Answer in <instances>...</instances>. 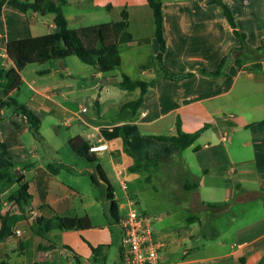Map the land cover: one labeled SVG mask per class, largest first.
Masks as SVG:
<instances>
[{"label":"crops","instance_id":"1","mask_svg":"<svg viewBox=\"0 0 264 264\" xmlns=\"http://www.w3.org/2000/svg\"><path fill=\"white\" fill-rule=\"evenodd\" d=\"M65 1L64 6L80 9L73 14L63 10L68 26L76 30L88 26L75 28L73 23L82 25L94 13L87 11L86 4L94 11H107L106 22L95 26L118 22L126 11L135 41L122 47L121 66L109 73L77 57L27 67L21 73L23 85L11 96L41 120L42 140L33 136L23 115L13 108L0 110V171L23 176L32 197L24 218L11 221L12 235L0 242V259L19 264H108L114 254L113 264H120L121 219L130 203L136 207L142 200L148 209L155 203L162 210L140 212L153 218L154 238L164 245L159 264H264V197L252 199L246 194L264 193V61L261 72L230 65L220 77L201 74L218 71L221 61L239 46V39L213 0H161L163 64L175 74L193 76L180 81L158 77L155 67H143L160 51L154 11L147 0ZM223 2L246 43L263 47L264 0ZM54 18L5 5L0 16V71L15 67L6 54L9 43L50 35L55 31ZM122 75L154 82L135 111L125 105L136 101L140 91L121 90L117 84ZM205 125L206 130L185 151L155 139L174 137L179 131L192 134ZM76 137L90 146H107L94 154L97 164L80 159L70 149L69 141ZM78 160L86 165L78 166ZM135 160H171L183 170L162 164L154 178L165 185L156 190L140 181L144 174L130 171ZM7 161L12 168L7 169ZM49 165L58 172L53 174ZM98 165L112 185L119 223L108 217L106 185L99 179ZM174 174L183 177L179 189ZM185 184L197 189L188 191ZM12 185L15 191L17 185ZM133 185L139 188L137 200L130 194ZM201 201L228 206L206 208ZM55 216L88 217L92 227L52 230L46 238L39 237L37 219ZM193 216L199 221L188 223ZM16 229L23 235H16Z\"/></svg>","mask_w":264,"mask_h":264},{"label":"trees","instance_id":"2","mask_svg":"<svg viewBox=\"0 0 264 264\" xmlns=\"http://www.w3.org/2000/svg\"><path fill=\"white\" fill-rule=\"evenodd\" d=\"M147 1L154 11L156 26L155 37L159 42L160 51L156 57L151 59L143 67H155L158 77H164L173 81H180L192 77V74H175L163 64V55L166 50V41L163 32V3L161 0ZM213 3L221 9L233 33L239 39L240 44L221 61L218 71L208 72L202 70L201 74L210 77H220L226 75L230 65H235L238 69H243L247 72H261L263 69L262 63L264 61V46L259 48L250 47L246 43V37L238 31L231 9L223 0H213ZM65 4V0H39L36 2H30L28 0H0V16L5 5H10L23 13L35 12L41 15L53 14L55 16V31L50 35L9 43L6 54L15 67L8 70L1 69L0 71L2 79L0 86L4 96V99L0 100V110L13 108L17 114L23 115L27 119L31 133L39 141L42 140L40 135L41 120L26 105L19 103L11 96L13 92L21 89L23 85L21 73L25 68L33 64L43 65L56 60L77 57L82 63L95 67L99 72L109 73L121 66L122 47L135 41L133 35L129 31V15L126 11L122 13V19L118 22H110L76 30L68 26L63 12V6ZM144 42L148 43L149 40ZM44 73L45 72H41V74ZM153 85L154 82L146 83L142 81H133L127 75H122L121 81L117 84L121 90L128 92L140 91V96L136 101L129 102L125 105L127 108L133 109V111L137 110L141 105L145 94ZM207 127L208 125H205L201 130L192 134L179 131L178 135L174 137H155V139L171 142L175 144L180 151H185L199 139ZM69 147L80 159L92 164H97L98 160L94 154L89 151L90 144L82 137L71 139L69 141ZM126 151L130 154L129 150ZM164 163L172 164L178 171L183 170V167L179 163L171 160H152L148 162L135 160L133 166L130 167V171L132 173L144 174L145 176L140 181H144L147 185H153V187L158 190V187L153 184V179ZM6 167L7 169L12 168L13 164L7 161ZM48 169L53 174L58 172V168L51 165L48 166ZM97 169L99 179L106 185L107 199L109 201L108 217L111 221L119 223L120 211L112 194V185L100 165L97 166ZM0 180L10 184L15 183L17 185V189L8 197L7 203H9L10 206H18L20 212L24 214L26 207L29 206L32 199L25 178L6 171L0 173ZM92 182L94 184L98 183L97 179L94 177L92 178ZM183 188L191 191L197 189V185L185 184ZM246 194L251 195L252 199L264 197V193L262 192H247ZM201 204L206 208L212 209L226 208L228 206V204H212L202 201ZM11 221L10 213L3 214L0 206V242L12 235L13 230ZM197 221H199L197 216L188 219V223ZM37 222L39 225L37 235L41 238H46L47 233L52 230L78 231L90 229L92 227L88 217L68 218L55 216L50 219L38 218ZM97 251L98 249L93 248L94 253H97ZM0 264L19 263L12 262L9 259H0Z\"/></svg>","mask_w":264,"mask_h":264},{"label":"built area","instance_id":"3","mask_svg":"<svg viewBox=\"0 0 264 264\" xmlns=\"http://www.w3.org/2000/svg\"><path fill=\"white\" fill-rule=\"evenodd\" d=\"M107 149L106 145L93 144L90 153L95 154ZM126 216L121 219V257L120 264H159V254L164 245L154 238L152 227L153 218L139 213L135 204L130 203ZM31 217H35V211L27 210ZM18 236L23 231L16 229Z\"/></svg>","mask_w":264,"mask_h":264},{"label":"rangeland","instance_id":"4","mask_svg":"<svg viewBox=\"0 0 264 264\" xmlns=\"http://www.w3.org/2000/svg\"><path fill=\"white\" fill-rule=\"evenodd\" d=\"M85 6H86L88 12H94V13L89 18L85 19L84 22L81 23L82 25H79L80 23H73L74 24L73 26H75V28H79L80 26H84V27L85 26H88V27L89 26H95L96 24H100V23L106 22V20H107V19H105L106 16H107V11L106 10H103V11L96 10V11H94L91 7L88 6V4H86ZM63 10L67 14H73V13H76V12L80 11L79 7H76V6L72 5V4L71 5H68V6H63ZM75 59H77V58H75ZM39 66H40L39 64L29 65L28 66L29 67L28 69H33V68L39 67ZM0 80H1V78H0ZM43 144H39V148L41 150L44 149ZM64 150L70 151V150H68V148H65ZM85 165H86V163L83 160H78V166H85ZM53 166H55V165H53ZM0 173H3V172L0 171ZM173 177H174V183L176 184L175 187L176 188L177 187H180L181 184L183 183V177H181V175L176 176L175 174H174ZM87 179L91 183L90 179L89 178H87ZM153 182H154L153 184L156 185V187H158V189L159 188L160 189L161 188H164V185L165 184L162 185L163 182L161 181V179L154 178L153 179ZM148 186L149 187H153V185H148ZM138 189L139 188L136 187V186H134V185L133 186H130V194H131V197L134 200H137L136 195H137ZM177 189H179V188H177ZM13 191H14V189H13V185L12 184H10V183H8L6 181H1L0 180V206L2 208V213H4V214L5 213H10V215L13 214L11 216V220L12 221H16L18 219H23L24 218L23 215L25 213L24 214L23 213H20V212L16 213L17 207L10 206V204L7 203V199H8V197L10 196V194ZM94 191L97 192V193H99L98 192L99 190H97V191L94 190ZM174 191H176V190H174ZM165 193H166V191H165ZM155 206L156 205L154 203L153 206L148 209V207L146 206L145 202L142 201V200H140V203L136 206V208H137V210H138L139 213L140 212H147V214H153V213H160V212H162L161 208L156 209ZM245 217H247V216H245ZM114 259H115V255L113 254L110 257L108 264H113Z\"/></svg>","mask_w":264,"mask_h":264},{"label":"water","instance_id":"5","mask_svg":"<svg viewBox=\"0 0 264 264\" xmlns=\"http://www.w3.org/2000/svg\"><path fill=\"white\" fill-rule=\"evenodd\" d=\"M17 174L19 175L20 173L18 172Z\"/></svg>","mask_w":264,"mask_h":264}]
</instances>
